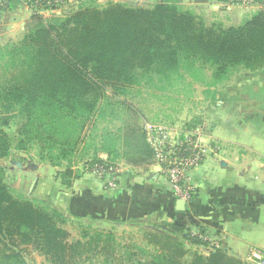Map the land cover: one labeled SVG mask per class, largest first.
I'll return each mask as SVG.
<instances>
[{
    "label": "trees",
    "instance_id": "1",
    "mask_svg": "<svg viewBox=\"0 0 264 264\" xmlns=\"http://www.w3.org/2000/svg\"><path fill=\"white\" fill-rule=\"evenodd\" d=\"M261 4L244 23L228 28L207 26L169 0L151 8L119 3L93 8L89 0L69 15L32 13L21 39L0 47V264H27L31 252L48 264L100 259L141 264L134 253L114 256L117 244L111 233L103 237L81 230L73 235L64 215L17 196L1 166L11 149L5 129L19 122L17 137L38 143L42 156L57 166L60 161L52 160L73 153L86 125L117 121L121 125L115 133L101 131L102 152L146 168L153 159L139 115L125 103L107 99L104 85L110 82L123 93L137 77L154 74L169 81L188 64L211 68L215 82L240 69H264V0ZM71 182L61 183L69 188ZM153 228L165 231L166 238L149 264H245L221 250L184 258L189 253L184 245L167 241L182 234L179 226ZM159 237H154L156 243ZM185 237L203 244L189 232Z\"/></svg>",
    "mask_w": 264,
    "mask_h": 264
},
{
    "label": "crops",
    "instance_id": "2",
    "mask_svg": "<svg viewBox=\"0 0 264 264\" xmlns=\"http://www.w3.org/2000/svg\"><path fill=\"white\" fill-rule=\"evenodd\" d=\"M90 1L99 7L135 3ZM179 1L191 8L212 10L229 3ZM247 8L236 6L226 10L237 22L241 9ZM247 10L252 11L251 5ZM32 13L30 6L9 0L0 17V47L23 34ZM220 83L203 85L201 91L188 98L181 111L182 127H171L194 131L206 153L200 167L189 174L194 196L185 201L182 211H177V199L158 165L152 162L143 171H137L122 160L119 162L125 167L121 168L123 172L114 188L104 186L94 176H80L66 188L56 178L48 180L49 176L42 172V202L64 216L98 227L112 229L144 223L171 231L179 226L184 247L189 251L184 258L221 250L244 260L252 248L264 254V69L242 74L225 88ZM141 122L147 121L142 118ZM98 156L110 158L104 152ZM187 232L206 237L207 245L195 244L185 237Z\"/></svg>",
    "mask_w": 264,
    "mask_h": 264
},
{
    "label": "rangeland",
    "instance_id": "3",
    "mask_svg": "<svg viewBox=\"0 0 264 264\" xmlns=\"http://www.w3.org/2000/svg\"><path fill=\"white\" fill-rule=\"evenodd\" d=\"M88 1L89 0H86L84 4L88 3ZM163 1L164 0H149L148 2H142L140 4L125 3V5L130 7L151 8ZM169 1L174 3L180 10L187 11L195 15L197 19L201 20L207 26L221 25L224 28L239 26L262 8L261 0H258L257 3L249 5L240 2H230L228 0L229 3L217 10H212L213 8L211 7L196 9L191 8L192 6L188 7L185 4L183 5V2L181 3L179 0ZM250 5L252 7V11L247 10ZM236 6L248 8L241 9L238 16L239 21L233 22V16L229 14V11H227L226 8L231 10V8ZM93 8L101 7L93 6ZM76 9L77 7H74V5H66L61 8L60 11H57L59 13L56 15H69ZM41 15L49 17L53 14L41 13ZM22 35L19 34L6 45L19 41ZM188 65L186 68L182 69L178 75L169 79V81L158 78L154 74L137 77V79H135V84L127 89H124L123 93L117 92L115 90V86L112 83L107 82L104 85V94L107 99L111 101L123 102L136 111L139 115L138 121L142 128H144L145 124H163L170 128L174 127L176 124L178 128L182 127L181 111L182 107L188 104L187 99L192 97L194 93L201 91L203 85L216 84L215 80L212 78L213 71L211 68L204 66L200 67L198 64H194V66H191L192 64ZM247 72V70L243 69L231 72L228 74L226 79L221 81L222 83H220V86L225 88L232 85L237 77L242 76V74ZM146 78L150 79L145 80ZM142 118L147 122L142 124ZM18 125H20L19 122H11V124L5 129L10 138L9 141L11 149L9 155L1 161V166L4 170V180L17 196L27 198L40 209L44 208L52 210L50 206L42 202V172L44 173L43 175L49 176L48 180H51L52 178H56L58 182L70 180L72 181L71 184L80 176H94L99 181H103L105 183V180L100 179L93 172V169L97 164H103L106 161L115 165L118 175L123 172V169L121 168H124L125 166L123 164L121 165L119 160L125 161V159L119 154H112V156L108 159L98 156V154L103 153V148L100 145L101 131L104 133H115L121 125L117 121L101 120L86 125L81 134V142L78 143L73 153L66 155L64 159L60 158V160H52L53 162L60 161L57 166L50 165L49 159L42 156L38 143L27 140V138L23 136L17 137L16 133ZM126 165L136 169L137 171H143L147 168L133 167L127 163ZM34 179L37 181L33 190L30 191V186ZM65 218L67 220L65 227L73 235H77L81 230H87L89 233L100 232L104 234L103 237H106L109 233H111L113 235V240H115V243L117 244L113 251L116 258L119 256L121 257L123 253L126 256L128 255L127 253H134L137 254L136 258L140 260L141 264H149L151 263L150 257L156 253H161L162 250H160L159 247L162 243H165L166 237L163 234L166 235V232L163 231L164 233H161L160 230L158 231V229H155L148 224L130 223L129 225H123L111 229V227L107 226H94L86 220L78 221V219H74L69 216H65ZM149 233L153 235V238L148 236ZM158 234H162L163 237H159ZM154 237H159L158 243H156V239H154ZM175 239L177 240V243L184 245L181 235L172 237L169 236V240L167 241L175 243ZM202 245H204V243ZM30 259L31 260L28 261L27 264H48L37 252H31ZM240 261L245 264H262L251 263L244 260ZM105 263L107 264L108 262H105L104 259H100L98 262H93V264ZM118 263H120V260L116 263L113 262V264Z\"/></svg>",
    "mask_w": 264,
    "mask_h": 264
},
{
    "label": "built area",
    "instance_id": "4",
    "mask_svg": "<svg viewBox=\"0 0 264 264\" xmlns=\"http://www.w3.org/2000/svg\"><path fill=\"white\" fill-rule=\"evenodd\" d=\"M24 3L33 13H56L66 5L79 7L86 0H15ZM149 0H134L135 3ZM230 2L246 5L257 3L258 0H229ZM9 0H0V17L7 9ZM144 135L153 157V163L158 165L160 173L166 178L173 197L177 200L190 201L194 196V189L189 174L200 167L205 158V148L200 145L198 135L194 131L177 130L163 124H145ZM93 172L102 180L105 186L114 188L118 179L115 165L105 162L97 164ZM192 237L207 243V238L193 234ZM244 261L264 264V254L252 248L246 254Z\"/></svg>",
    "mask_w": 264,
    "mask_h": 264
},
{
    "label": "water",
    "instance_id": "5",
    "mask_svg": "<svg viewBox=\"0 0 264 264\" xmlns=\"http://www.w3.org/2000/svg\"><path fill=\"white\" fill-rule=\"evenodd\" d=\"M36 179H34L33 181H32V183H31V186H30V191H32L33 190V188H34V186H35V184H36ZM184 204H185V201L184 200H177V202H176V209H177V211H182L183 210V208H184Z\"/></svg>",
    "mask_w": 264,
    "mask_h": 264
}]
</instances>
